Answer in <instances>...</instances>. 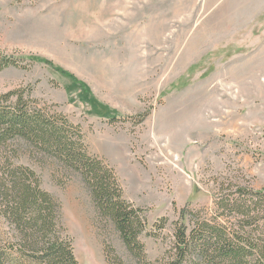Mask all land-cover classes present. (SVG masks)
Wrapping results in <instances>:
<instances>
[{
  "label": "rangeland",
  "instance_id": "obj_1",
  "mask_svg": "<svg viewBox=\"0 0 264 264\" xmlns=\"http://www.w3.org/2000/svg\"><path fill=\"white\" fill-rule=\"evenodd\" d=\"M0 57L20 64L0 72V95L25 91L79 127L144 211L148 261L170 252L176 223L193 228L186 210L246 232L216 203L264 191V0H0ZM18 164L60 205L78 264H139L78 174ZM18 240L0 216L1 243L30 264Z\"/></svg>",
  "mask_w": 264,
  "mask_h": 264
},
{
  "label": "trees",
  "instance_id": "obj_2",
  "mask_svg": "<svg viewBox=\"0 0 264 264\" xmlns=\"http://www.w3.org/2000/svg\"><path fill=\"white\" fill-rule=\"evenodd\" d=\"M19 65L0 57V72ZM23 155L50 159L78 174L129 253L139 264H153L141 241L148 227L145 213L125 199L114 170L89 154L79 127L62 114L40 107L22 90L0 95V216L19 234L20 258L30 264H78L72 242L62 235L60 205L42 189L31 168L18 164ZM240 193L242 199L250 197V205L248 200L238 203L224 198L216 205L223 212L220 215L228 211L231 219L242 216L239 224L246 232L235 230L236 223L222 225L217 217L211 222L186 210L184 219L191 217L193 228L175 224L172 248L158 264H264V191ZM166 223L162 220L157 229L163 230ZM13 248L14 244L6 247L0 241V264H15L8 252ZM111 260V264H124L117 256Z\"/></svg>",
  "mask_w": 264,
  "mask_h": 264
}]
</instances>
